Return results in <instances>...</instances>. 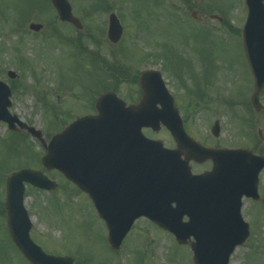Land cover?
Returning a JSON list of instances; mask_svg holds the SVG:
<instances>
[{
    "label": "rangeland",
    "instance_id": "374dc122",
    "mask_svg": "<svg viewBox=\"0 0 264 264\" xmlns=\"http://www.w3.org/2000/svg\"><path fill=\"white\" fill-rule=\"evenodd\" d=\"M68 1L82 30L60 22L49 0H0V80L12 89L9 110L41 130L47 143L76 117L93 115L94 102L104 89L114 86L126 103L138 101L139 75L144 69H159L160 63L189 135L207 147L245 148L264 156L257 132L260 129L264 138V112L257 114L250 106L253 78L241 44L247 16L243 0H110L106 5L105 0ZM142 4V18H132L133 9ZM110 13L117 14L124 30L116 44L106 37ZM32 23L43 28L33 33L28 28ZM9 70L18 78H7ZM112 70L119 74L114 76ZM260 99L264 106V90ZM215 120L217 138L210 134ZM9 132L0 123V179L30 167L58 183L52 192L31 186L25 191L31 238L42 249L66 254L75 264H193L190 245L180 247L146 219L135 222L115 253L86 196L56 171L43 170V149L29 134L16 138ZM143 134L161 140L166 148L175 147L164 128ZM190 167L193 174L211 168L206 161ZM259 175L260 199L243 200L241 211L250 235L230 264H264V170ZM5 178L0 182V264H28L7 236Z\"/></svg>",
    "mask_w": 264,
    "mask_h": 264
},
{
    "label": "water",
    "instance_id": "95a60500",
    "mask_svg": "<svg viewBox=\"0 0 264 264\" xmlns=\"http://www.w3.org/2000/svg\"><path fill=\"white\" fill-rule=\"evenodd\" d=\"M50 1L61 21L82 29L67 0ZM245 3L248 17L242 45L254 78L251 106L259 113L263 110L259 95L264 89V1ZM114 18L110 17L108 39L116 43L122 30ZM29 29L38 32L42 25L34 23ZM7 75L10 79L16 76L13 72ZM138 83L143 93L138 103L126 105L113 92L103 93L95 104L96 116L81 117L46 145L40 130L11 115V90L0 82V122L12 131L17 132L18 126L29 133L44 149V168L57 170L89 193L107 225L108 242L114 250L121 246L133 221L145 216L173 233L179 245L193 237L194 264H229L235 247L249 236L248 224L240 215L242 198H260L257 183L264 157L245 149L204 148L186 135L158 72L144 71ZM214 123L211 132L218 136L219 126ZM160 124L170 131L176 149L167 150L160 141L142 136V128L157 132ZM191 159L198 163L211 160L212 172L192 175ZM24 184L50 191L57 186L41 171L21 169L8 176L5 207L10 239L30 264H73V259L46 255L32 243L31 222L23 206ZM184 215L189 222L182 221Z\"/></svg>",
    "mask_w": 264,
    "mask_h": 264
},
{
    "label": "flooded vegetation",
    "instance_id": "af4514ba",
    "mask_svg": "<svg viewBox=\"0 0 264 264\" xmlns=\"http://www.w3.org/2000/svg\"><path fill=\"white\" fill-rule=\"evenodd\" d=\"M157 1L159 2V0H157ZM155 4H156L157 7H160V6L163 5V3H162V5L159 4V3H155ZM142 6H143V4H142L141 6H139L138 8L133 9V11H132V9L130 10V11H132V12H131V17H132V18H133V17H139V18H142L141 11L144 10V8H142ZM141 8H142V9H141ZM138 9H141V10L138 11Z\"/></svg>",
    "mask_w": 264,
    "mask_h": 264
},
{
    "label": "trees",
    "instance_id": "16d2710c",
    "mask_svg": "<svg viewBox=\"0 0 264 264\" xmlns=\"http://www.w3.org/2000/svg\"><path fill=\"white\" fill-rule=\"evenodd\" d=\"M118 71H115V70H112L111 73L115 76V75H118L119 73H117ZM113 79V78H112ZM111 79V80H112ZM114 88V87H113ZM15 137L17 138L18 137V134L15 135ZM16 138H14L16 140Z\"/></svg>",
    "mask_w": 264,
    "mask_h": 264
}]
</instances>
